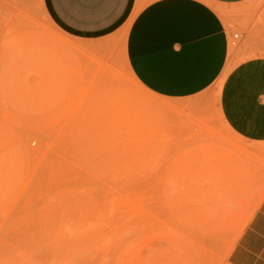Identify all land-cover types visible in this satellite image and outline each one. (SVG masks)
<instances>
[{
  "label": "rangeland",
  "instance_id": "1",
  "mask_svg": "<svg viewBox=\"0 0 264 264\" xmlns=\"http://www.w3.org/2000/svg\"><path fill=\"white\" fill-rule=\"evenodd\" d=\"M126 28L83 40L44 0H0V264H228L264 195V163L233 172L248 159L219 114L229 68L156 98Z\"/></svg>",
  "mask_w": 264,
  "mask_h": 264
},
{
  "label": "crops",
  "instance_id": "2",
  "mask_svg": "<svg viewBox=\"0 0 264 264\" xmlns=\"http://www.w3.org/2000/svg\"><path fill=\"white\" fill-rule=\"evenodd\" d=\"M69 34L91 39L127 25V68L150 95L169 101L196 97L228 69L218 109L230 138L246 146V165L264 163V1L44 0ZM247 24L237 52L230 32ZM238 39V37H237ZM236 40V39H235ZM241 157V155H240ZM238 160V159H237ZM228 264H264V195L227 255Z\"/></svg>",
  "mask_w": 264,
  "mask_h": 264
},
{
  "label": "built area",
  "instance_id": "3",
  "mask_svg": "<svg viewBox=\"0 0 264 264\" xmlns=\"http://www.w3.org/2000/svg\"><path fill=\"white\" fill-rule=\"evenodd\" d=\"M237 37H238V34H236V33H234V34L232 35V38H233V39H237Z\"/></svg>",
  "mask_w": 264,
  "mask_h": 264
}]
</instances>
